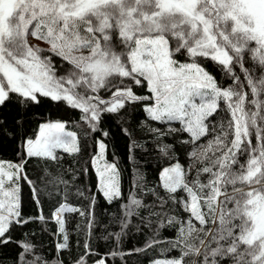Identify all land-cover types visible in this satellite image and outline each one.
<instances>
[{
	"label": "snow or ice",
	"instance_id": "6c2138e0",
	"mask_svg": "<svg viewBox=\"0 0 264 264\" xmlns=\"http://www.w3.org/2000/svg\"><path fill=\"white\" fill-rule=\"evenodd\" d=\"M206 63L228 81L218 83ZM53 105L79 110L86 129L78 135L67 130L69 120L50 118ZM137 108L169 126L147 129L168 160L158 185L146 189L151 205L137 198L146 187L139 169L138 191L123 195L120 170L106 159V118ZM81 136H91L93 150L79 174L94 169L95 189L108 203L129 201L120 230L105 239L118 246L129 216L151 227L136 211L146 209L179 233L168 241L169 255L152 264H264V0H0V152L14 153L0 159V249L21 248L14 264H50L36 254L31 233L21 241L17 228L54 221L60 251L69 247L65 213L89 217L91 228L97 192L89 193L87 212L71 206L77 174L61 165V153L88 149ZM182 147L184 163L176 156ZM86 191L75 186L76 196ZM54 200L46 216L44 205ZM169 204L186 218L169 216ZM158 235L153 229L147 249L159 246ZM76 264L87 261L82 255Z\"/></svg>",
	"mask_w": 264,
	"mask_h": 264
},
{
	"label": "trees",
	"instance_id": "16d2710c",
	"mask_svg": "<svg viewBox=\"0 0 264 264\" xmlns=\"http://www.w3.org/2000/svg\"><path fill=\"white\" fill-rule=\"evenodd\" d=\"M54 62L60 64L66 68L68 65L58 57H54ZM214 76H216L218 83H226L228 77L226 74L217 70L211 63L205 65ZM255 71V70H254ZM60 74V73H58ZM239 75V71H237ZM256 75H259V71H255ZM46 114L52 119L69 120L67 130L77 131L80 135L85 129L86 125L83 121H78L80 115L79 110L70 109L67 107L57 108L54 105L47 109ZM224 118V113L217 117V120ZM77 122L79 127L76 126ZM108 125L107 130L110 131V137L105 138L108 141V153L106 159L108 162H115L120 170V186L123 195H127L130 191L136 193L138 190L135 188V182L137 179V169L143 175L146 182L145 194L137 195V198L146 201L148 204H152V198L147 193V187L156 186L159 183V170L161 167L167 166L168 160L163 157L157 147L158 141L154 138V134L149 132L148 126L167 128L168 125H162L160 122L150 121L141 108H137L134 111H130L125 117L117 118L113 114H109L106 118ZM172 127H178L179 123L173 122ZM128 129L132 135L129 137L121 129ZM95 135V134H92ZM187 134H185L186 137ZM210 138V137H209ZM174 137L168 136L163 138L164 143H172ZM135 140L139 145L136 148L132 145V141ZM88 145L87 150H83L78 157H72L68 154L61 153L63 160L61 161L62 170L71 169L75 170L77 174V180L73 182V187L69 191L67 203L71 206L78 207L82 211L88 210V195L90 192L96 191L95 204L92 208L93 217L92 226L89 228V217L80 216L78 213H65L64 219L66 221V227L68 230V245L67 249L63 251L58 250L56 247L62 242V235L58 232V228L54 221H50L48 224L41 227V224L32 223L27 227L17 228L14 234L21 241L23 240V234L31 233L29 239L36 245V254L42 255L45 259L50 261V264H56L57 259L62 260L63 264H76V261L83 255L87 261V264H95L98 259H104L106 264H152L153 260L163 258L165 255H169L164 250L168 247V241H174L179 234L177 228L168 226L166 220L158 221L157 217L150 216L146 209H136L143 217L146 218L145 223L151 221V227H145L141 223L140 216H129L127 221L129 227L125 229L127 233L122 241L117 244L113 238L105 239L110 233H114L120 230V224L118 221L123 218L125 209L124 204L129 201L121 198L119 201H113L108 203L104 198L98 194V190L95 189V175L94 169L89 168V172L83 176L79 174V170L82 167H88V161L92 152L93 140L91 136H81V144ZM179 143V141H177ZM255 143V141H254ZM191 149L188 148V151ZM181 163H184L186 159L185 151L182 147L180 152L176 153ZM0 159L12 160L14 159V153L10 148H5L0 152ZM243 161V157H241ZM33 174L34 170H33ZM71 172L65 178H69ZM83 183H80V181ZM75 186H79L81 189L87 188L85 197L81 198L75 195ZM62 187V186H61ZM63 194L56 199H62ZM55 200L49 204L44 205V214L47 216L52 208V204ZM171 209L169 216H177L180 219L186 218L182 209H177L174 204L165 206V210ZM154 211H160L158 207ZM37 209L34 205H30L27 209V214L35 215ZM42 223V222H41ZM139 226L140 230H137ZM153 229L159 233L158 239L161 241L159 246L147 249L145 242L149 240L153 235ZM85 244L88 248L85 249ZM21 248L15 245H9L3 249H0V264H14L17 253ZM179 249L172 250L170 256H175ZM112 252H118V255H111Z\"/></svg>",
	"mask_w": 264,
	"mask_h": 264
},
{
	"label": "rangeland",
	"instance_id": "374dc122",
	"mask_svg": "<svg viewBox=\"0 0 264 264\" xmlns=\"http://www.w3.org/2000/svg\"><path fill=\"white\" fill-rule=\"evenodd\" d=\"M178 123V122H177Z\"/></svg>",
	"mask_w": 264,
	"mask_h": 264
}]
</instances>
